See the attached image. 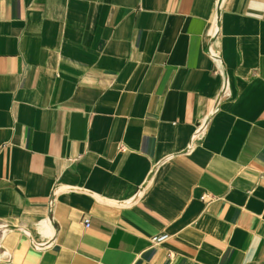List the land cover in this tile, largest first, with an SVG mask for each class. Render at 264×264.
Masks as SVG:
<instances>
[{"label": "crops", "instance_id": "0c3cea01", "mask_svg": "<svg viewBox=\"0 0 264 264\" xmlns=\"http://www.w3.org/2000/svg\"><path fill=\"white\" fill-rule=\"evenodd\" d=\"M0 264H264V0H0Z\"/></svg>", "mask_w": 264, "mask_h": 264}, {"label": "built area", "instance_id": "2783aa9c", "mask_svg": "<svg viewBox=\"0 0 264 264\" xmlns=\"http://www.w3.org/2000/svg\"><path fill=\"white\" fill-rule=\"evenodd\" d=\"M89 220H85V224L88 225ZM168 238V234L167 233H161V234H157L155 236H153L152 241L153 243H161L164 240H166Z\"/></svg>", "mask_w": 264, "mask_h": 264}]
</instances>
